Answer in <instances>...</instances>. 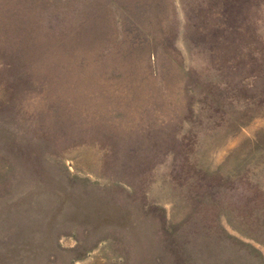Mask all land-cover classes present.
<instances>
[{"label":"rangeland","instance_id":"obj_1","mask_svg":"<svg viewBox=\"0 0 264 264\" xmlns=\"http://www.w3.org/2000/svg\"><path fill=\"white\" fill-rule=\"evenodd\" d=\"M0 264H264V0H0Z\"/></svg>","mask_w":264,"mask_h":264}]
</instances>
